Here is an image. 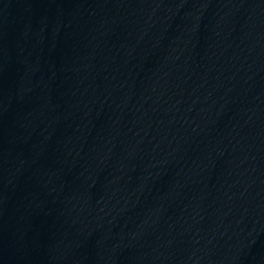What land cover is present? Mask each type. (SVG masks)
I'll return each instance as SVG.
<instances>
[{
  "label": "water",
  "instance_id": "1",
  "mask_svg": "<svg viewBox=\"0 0 264 264\" xmlns=\"http://www.w3.org/2000/svg\"><path fill=\"white\" fill-rule=\"evenodd\" d=\"M0 264H264V0H0Z\"/></svg>",
  "mask_w": 264,
  "mask_h": 264
}]
</instances>
